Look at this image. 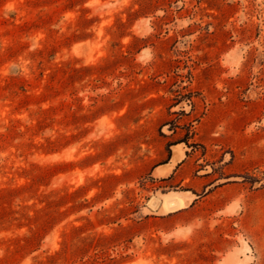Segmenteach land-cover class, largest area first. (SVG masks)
I'll use <instances>...</instances> for the list:
<instances>
[{"label":"rangeland","instance_id":"374dc122","mask_svg":"<svg viewBox=\"0 0 264 264\" xmlns=\"http://www.w3.org/2000/svg\"><path fill=\"white\" fill-rule=\"evenodd\" d=\"M0 264H264V0H0Z\"/></svg>","mask_w":264,"mask_h":264},{"label":"crops","instance_id":"0c3cea01","mask_svg":"<svg viewBox=\"0 0 264 264\" xmlns=\"http://www.w3.org/2000/svg\"><path fill=\"white\" fill-rule=\"evenodd\" d=\"M178 155L180 154H173V156L166 163L156 167V171L158 173H163L160 177H173L184 166V164L179 165V163L183 161L184 157L180 156V158L176 159ZM181 184H185V178L182 180ZM197 202V195L191 189L178 188L175 190H169L161 195L159 206L156 209V214L160 216H172L176 212L194 206Z\"/></svg>","mask_w":264,"mask_h":264}]
</instances>
